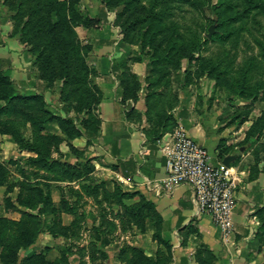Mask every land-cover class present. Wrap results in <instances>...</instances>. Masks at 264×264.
I'll list each match as a JSON object with an SVG mask.
<instances>
[{"label": "trees", "instance_id": "16d2710c", "mask_svg": "<svg viewBox=\"0 0 264 264\" xmlns=\"http://www.w3.org/2000/svg\"><path fill=\"white\" fill-rule=\"evenodd\" d=\"M79 2L80 0H3L7 9L13 13V36L18 35L19 41L34 57L39 79L48 84L56 80L62 82L60 98L64 103L68 102L69 92L76 93L75 99L73 97L76 103L74 111L77 114L86 113L87 118L72 119L52 114L47 110L42 95L20 93L14 82L0 72V135L9 136L20 152L30 155L23 162L27 168L45 170L52 174L48 181H30L16 161H0V187L5 188L4 210H14L16 207L23 209L19 220L0 217V264H19L20 253L28 250L42 232L43 225L39 218L43 216L52 215V220H49V232L52 236L77 239L79 235L76 229L82 216L77 213L78 202L71 205L62 199L59 207H56L48 185L50 182L86 179L93 171L92 159H86L83 172L77 170V165L71 166L52 159V152L57 150L63 140L69 143L82 137L85 132L97 135L100 126L99 117H95L93 112L102 98L101 95L96 96L95 90L91 88L89 77L94 72L87 62V48L81 44L75 31L77 27L92 29L100 22L80 14ZM101 3L107 8L123 6V12L118 16L124 18L121 22L122 26L125 24L122 30L126 35L131 34L132 38L143 30L141 45L153 50L150 56L152 64H172L179 68L182 60H188L195 63L197 75H206L216 87L226 90L232 96L254 103L264 102V0H218L215 5H211L209 0H101ZM205 7L211 11L210 23L215 24V32L209 39L202 37L208 24L198 31L191 24H182L177 20L178 13L182 11L191 15L201 14ZM215 41L219 47L217 52L209 57H202V52ZM187 76L190 77L191 74L188 73ZM137 84L136 82L135 85ZM187 84L189 80L185 83L186 86ZM121 95L123 104L129 98L137 100L136 95H129L126 86H123ZM133 113V110L131 114L124 112V116L131 121ZM263 120L258 118L252 123L243 145L258 141L256 136L264 128ZM158 121L153 125L152 134L147 132L153 142L160 139L163 132H171L175 128L174 123L165 116H161ZM245 121L244 118L243 122ZM52 125L57 127L60 134L48 131ZM70 150L78 156L83 155L72 146ZM227 152L220 145L217 158L222 160ZM8 165L16 167L20 175L19 181L10 180ZM106 186L107 183H100V186L83 185L81 188L84 193L94 195V198L101 190L107 200L112 199L122 208L121 230L136 227L143 233L146 224L154 225V238L169 253L170 247L160 236L161 219L153 203L137 192L123 191L116 184L110 192L104 188ZM15 189L16 197L12 200L9 195ZM61 212L73 217L68 226L61 224L58 217ZM111 227L115 228V225L111 224ZM100 233L95 232L96 243L92 242L91 261L96 259L95 254L102 260L107 258L100 247L111 242L107 238L111 232ZM119 260L125 264L168 262L166 258L152 261L141 250L128 246L119 251ZM20 264L66 263L60 258L48 261L46 253H32L24 256Z\"/></svg>", "mask_w": 264, "mask_h": 264}, {"label": "crops", "instance_id": "0c3cea01", "mask_svg": "<svg viewBox=\"0 0 264 264\" xmlns=\"http://www.w3.org/2000/svg\"><path fill=\"white\" fill-rule=\"evenodd\" d=\"M85 2V13L91 9L103 10L96 0ZM12 15L0 0V72L24 95H47L45 82L39 79L34 66V57L19 41L18 35L13 36ZM75 31L92 46L87 62L94 71L102 99L97 107L100 120L97 135L86 134L71 144L82 152L84 159H92L93 177L111 182V186L116 184L123 191L137 192L153 203L161 219V239L170 247L167 253L154 238L155 226L146 224L143 233L131 227L108 235L111 242L100 247L107 255L105 260L100 257L90 260L92 242L96 243L95 235H90L84 247L87 259L84 263L125 264L119 260V251L128 246L141 250L152 261L166 258L165 264H264V150L258 146L259 141L248 150L246 144H242L246 137V121L240 119L236 124L231 118L238 105L229 102L226 95L220 96L212 81L205 78L203 87L184 88L178 116V123L209 151L213 163L222 161L217 158L220 145L228 150L226 156H238L230 165L241 180L232 215L233 231L229 237H223L208 216L198 215L193 192L187 184H180L171 191L162 186L161 180L166 173L161 149L170 132H163L160 139L153 142L146 130L142 131L145 126L142 115L147 112L143 96L133 106L138 120L141 115L142 124L125 118L124 107L119 104L120 55L113 53L116 41L112 29L100 25L97 29L77 27ZM132 70L139 80L143 79L144 65L135 64ZM243 147L245 151L240 153ZM9 150L17 151L22 161L28 157L18 150L9 136L0 135V152L4 154ZM2 189L5 191L0 187Z\"/></svg>", "mask_w": 264, "mask_h": 264}, {"label": "rangeland", "instance_id": "374dc122", "mask_svg": "<svg viewBox=\"0 0 264 264\" xmlns=\"http://www.w3.org/2000/svg\"><path fill=\"white\" fill-rule=\"evenodd\" d=\"M85 1L86 0H80L79 2L78 11L80 12V14H84L87 17L99 20L100 22L97 27H93L92 29H97L100 27V25L107 28L109 27L112 29L113 37H115L116 49L113 53L120 55V59L118 61V67L120 71L118 78V91L120 94L119 104L124 107V112H130V114L131 110H133L134 112V104L140 99L141 96H143L147 112H144L142 115L145 118V126L142 127V131L146 130V132H150V134H152L151 132L153 131V125H156L155 121H158L161 116L167 117L171 122L174 123V126L180 124L178 123V116L179 108L181 106L182 91L184 90V88H187L189 86L194 87L195 85H197V87H203L205 81L204 79L209 78H207L206 75H197V67L195 63L189 62L185 59L181 61L179 68L174 67V65L172 64H152L150 56H152L153 50L149 49L146 46L143 47L141 45L140 37L143 34V30L139 33V35H136L133 38L131 34L126 35L125 32L122 30V27H124L125 24L122 26L121 22L124 18L118 16L123 12V6L120 5L115 8H107L101 3V0H96L97 4L100 3L103 10L95 11L91 9L89 13H85L83 11L85 10ZM217 2L218 0H209V3L211 5H215ZM98 15H101V18L97 19ZM177 20L182 24H191V26L194 27V29H197L198 31H201L202 26L208 24V26H206L205 32L202 34V37H206L209 26L214 25L215 30V24L212 22L210 23V21L212 20L211 11L206 7L203 8L201 14L195 13L191 15L185 14V12L182 11L178 13ZM76 34L81 44L84 45L85 48H87L88 58L90 53H92V46L89 43H85V41L81 39V37H79V34L77 32ZM218 48V43L216 41L214 43L209 44L207 46V50L202 52V57H209L210 55L217 52ZM135 64L144 65L145 72L142 80H139L137 74L133 73L132 67ZM188 73L191 74L190 77L187 76ZM94 75L95 74L93 73L89 77L91 88L95 90L94 92L96 93V96L101 95L102 98L101 91L95 83ZM188 80L189 84H187L186 86L185 83H187ZM135 81L138 83L137 85H135ZM212 83L217 93H221L220 96L224 97V95H226L228 97L229 102H235V104L238 105L237 109H235V111L232 113L231 118L232 120L236 121V124L239 123L238 121L240 119L243 120L245 118L246 132L256 119H264V117H262V115L264 114V102L257 101L254 103L250 100L240 99L238 97L232 96L226 90L216 87L213 81ZM61 86L62 82L58 80L49 84L45 82V89L48 94L39 95H42L44 97V100L47 105V110H49L52 114L60 115L66 118L86 119V113L83 112L81 114H77L74 111L76 103L75 100L73 101V97L75 99L76 93L71 94L69 92L67 100L68 102H62L60 98ZM123 86L127 87L129 95L137 96L136 101H133L129 98L125 104L121 103V92L123 90ZM64 99H67L66 95ZM93 114L95 115V117L98 116L96 106L94 107ZM136 116L137 114H135L134 112L133 115H131L132 120L134 119L136 124H142L141 115H139V120L138 116ZM48 131L51 133L60 134L57 127L53 125L49 126ZM86 134L87 133L85 132L82 137H84ZM88 134L90 135V133ZM256 137L259 138L258 146H260L261 149L264 150V128L263 130H261L260 134H257ZM71 142L67 143V141L63 140L58 145L57 150L52 152V159L59 160L60 162L69 163L71 166L77 165V170L83 172V165L85 164L86 159H84L80 154L78 156L71 152L70 147L72 146L73 148H75L71 144ZM253 144L252 142H246V149L248 150V148H250ZM76 151L80 152L77 149ZM19 156L20 154L17 153V151L15 150H9V152H6L4 154L3 152H0V161H3L4 163L8 162L9 160L16 161L18 167L21 166L22 169L26 172V177L30 181H34L36 179H46L45 181L49 180L52 174L46 172L45 170L37 169H35L37 170V173H35L34 169L27 168L23 164L24 161H22ZM29 156L30 155L28 154V157ZM91 166H93L92 162ZM8 169L10 170V180L12 182L19 181L20 175L18 174L16 167L14 165H8ZM93 171H95L94 166ZM93 171L91 172V174H88V177L86 179H77L73 182H50L48 184L50 188L51 197L56 207H59L60 201L62 199L67 201L71 205L78 202L77 213L78 215L82 216V219L79 222V226L76 229L79 232L78 238L71 239L52 236V234L49 232V228L51 227L50 221L52 220V215L43 216L39 218L41 224L43 225L42 232L38 234L34 243L28 250L22 251L20 253L19 264L22 262L24 256H29L32 253H46V258L48 261H53L56 258H60L66 264H81V262H86L85 260H87L86 250L84 249V247L87 246L90 235H95L96 231L101 232L100 234H103V232L108 234V232L113 233L116 230H121V216L123 215L122 208L120 206H117L112 199L107 200L101 190H99V193L94 198V195H88L84 193L81 188L83 185L100 186V183H107L108 186L104 188L108 192L112 191L113 185L115 184L111 186V182H106L100 177H93ZM16 193L17 189L10 193L9 196L12 198V200L15 199ZM3 199L4 189L0 190V217L9 218L12 220H19L23 209L16 207L14 210H3ZM27 212L30 213L31 211ZM58 217L60 219L61 224L64 226H68L73 220V217L71 215L62 212L59 213ZM111 224H114L115 228H112ZM96 257L99 256L94 255V258Z\"/></svg>", "mask_w": 264, "mask_h": 264}, {"label": "built area", "instance_id": "2783aa9c", "mask_svg": "<svg viewBox=\"0 0 264 264\" xmlns=\"http://www.w3.org/2000/svg\"><path fill=\"white\" fill-rule=\"evenodd\" d=\"M165 157V190L187 184L192 192L198 215L208 216L213 225L229 237L233 231L232 215L240 175L221 162L213 163L209 151L192 139L177 124L162 144Z\"/></svg>", "mask_w": 264, "mask_h": 264}, {"label": "water", "instance_id": "95a60500", "mask_svg": "<svg viewBox=\"0 0 264 264\" xmlns=\"http://www.w3.org/2000/svg\"><path fill=\"white\" fill-rule=\"evenodd\" d=\"M214 32H215L214 25L209 26L207 30L206 38L208 39L211 38ZM244 151H245L244 147L239 149L240 153H243ZM237 157H238L237 155L226 156L222 159L221 163L225 165L226 167H230L231 163L234 162L237 159Z\"/></svg>", "mask_w": 264, "mask_h": 264}]
</instances>
